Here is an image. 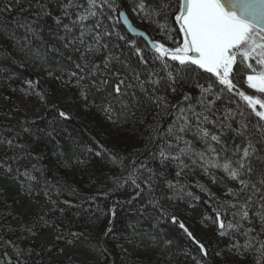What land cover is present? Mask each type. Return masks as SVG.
Instances as JSON below:
<instances>
[{
	"label": "trees",
	"instance_id": "trees-1",
	"mask_svg": "<svg viewBox=\"0 0 264 264\" xmlns=\"http://www.w3.org/2000/svg\"><path fill=\"white\" fill-rule=\"evenodd\" d=\"M126 1L139 2L109 0L112 7L106 3L96 10L103 13L98 18L111 32L110 36L104 37V42L110 45L113 55L118 56L120 61L130 68L141 72V79H144L154 70L148 64L138 62L135 50L140 48L147 50L151 55L154 53L143 38L131 36L123 27L119 13ZM64 2L66 0H0V139L13 140L12 147L0 144V163L10 165L13 170H31L36 177V180L31 182L33 191L29 194L27 184L22 189L21 180L0 169V217L9 219L14 227L32 229L28 240L19 243L21 249H31L30 257L27 258L29 264H167L177 249L190 250L202 264H222L223 248L230 246L239 234L228 229L222 236L216 226L215 231L204 238L187 225V220L202 221L207 217L214 219L219 213L227 225L229 222L238 224L240 216H234V210L232 213L224 209L217 210L207 191L195 182L194 176L197 179L199 174L191 169L192 164L185 166L184 158L188 162L187 155L196 145L193 143L192 134H181L183 139L179 141L167 135L169 126L179 125L178 108L164 105L157 107L146 100L138 90L135 91L139 103L129 97V108L117 107L116 114L130 127L133 133L130 140L134 143L132 152L121 156L120 164L126 169L128 181L135 179L144 189L140 196L136 195L139 190L135 188V193L127 192L126 196L118 198L111 193H102L84 180L74 182L73 186L68 181L71 170L77 165H85L91 153L100 152L104 158L121 155L111 147V142L106 136L97 127L92 126L91 115L99 117L103 112L91 107L92 114L89 117H78L68 114L66 108L57 105L52 106L45 117L35 121H22L14 116L17 90L26 82L35 81L40 75L50 72L55 77L69 80L67 72L58 69L57 61L69 71L75 70L74 64L81 62L78 52L63 49L49 34L55 27L51 17L43 18L44 30L40 32V39L20 26L25 20L36 17L41 11L38 7L40 3L45 5L46 11L55 16L61 13V5ZM80 2L86 5V0ZM100 2L101 0H97L98 4ZM162 2L163 0H145L150 7ZM171 2L175 3V0ZM155 20L164 23L161 17L155 16ZM168 22L171 29L178 27L171 18ZM88 23L91 24L92 21ZM171 33L175 38L181 37L175 30ZM75 34L78 35V32ZM53 43L61 47L63 55L49 53L45 61L38 59L31 52V49L39 48L43 53L45 48ZM69 56L72 57L71 61L67 59ZM113 64L122 72L129 71V68L122 64ZM168 70L161 68L160 71H154L157 74L154 78L166 76ZM245 71L241 66H235L234 83H237L240 90L251 94L252 90L247 89V85L243 83L242 78H246ZM208 76L209 74H203L204 78L198 82L207 87L215 80V77L207 79ZM193 83L189 81L180 84L178 92L183 95L187 93L191 97L190 101H183L182 106L208 115L210 122L202 123V126L220 135L222 144L231 149L234 143H239L240 138L226 125L232 123L233 128H236L237 122L241 120H250L254 124L257 118L234 93L219 92L218 89L223 86L218 83L213 86L212 92L203 98V103L210 108V111H205L200 106L201 91L192 86ZM72 90L75 98L80 97V90L75 87L74 80ZM167 91L162 86L157 95L167 96L168 105L182 101L173 100ZM217 95L219 99H216ZM209 100L215 103L209 105ZM96 102L99 103L98 96ZM91 103L90 99L89 104ZM60 111L66 112L69 118L60 117ZM230 113L235 116V120L224 119ZM240 113L244 115L241 116ZM185 115L195 122L191 113L186 112ZM249 127L251 129V124ZM25 129L28 131H24ZM136 140L137 144L134 142ZM185 141L189 142L190 148ZM213 146L220 151L221 145ZM203 147L209 154L206 160H212L214 154L207 151L205 144ZM182 148L186 154L180 153ZM161 150L169 156L180 155L182 164L172 159H163L160 156ZM229 155L230 152H221L219 162L222 164L223 157ZM194 156L197 158V153H194ZM197 166L200 170V166ZM146 180L153 190L151 193L144 183ZM150 198L158 200L160 207L154 209L148 203ZM98 206L103 208L102 214L97 212ZM252 206L249 214L256 220L260 219L256 215L261 211L260 203L254 202ZM161 208L166 215H161ZM106 212L114 213L108 222H105ZM173 215L186 225L196 240L205 245L207 255L199 250V246L178 224L171 222ZM45 220L48 221L47 226L44 224ZM27 232L25 231L26 234ZM74 233L79 235L74 236ZM58 235L63 239L56 240ZM68 240H72V243H67ZM167 241L171 243H166ZM4 258L9 264L19 263L6 251Z\"/></svg>",
	"mask_w": 264,
	"mask_h": 264
},
{
	"label": "snow or ice",
	"instance_id": "snow-or-ice-1",
	"mask_svg": "<svg viewBox=\"0 0 264 264\" xmlns=\"http://www.w3.org/2000/svg\"><path fill=\"white\" fill-rule=\"evenodd\" d=\"M106 3L112 7L109 0H101L100 4L97 3V0H86V5L80 0H66L61 5V13L55 16L46 11L45 5L40 3L38 7L41 11L36 14V17L25 20L20 26L27 33L40 39V32L44 30L43 18L51 17L55 27L49 34L54 41L58 42L65 50L70 49L79 53L81 62L74 64L75 70L65 69L59 65L58 61L57 65L60 71L67 72L69 82L75 81V87L80 90V98L85 108L96 107L111 120L117 107L120 109L130 107L129 97L134 102L139 103L135 90H138L146 100L151 101L157 107L164 105L178 108L177 120L181 123L178 126H169L167 135L173 136L179 141L183 139L181 134L191 133L202 141L207 146V151L213 153L214 157L212 160H206V154L202 151L197 153L199 159L210 164L213 168H222L229 179L237 181L239 184L238 189L228 190V194L239 202L230 206L232 208L238 207L241 219L247 220L249 218V206L258 201L261 211L257 212L256 215L259 216L262 225H264V0H175V3H172L171 0H163L155 7L147 5L145 0H139L133 11L139 9L148 18L153 15L163 18L164 23L157 24L162 32L168 34L175 30L182 37L180 40H172L174 47L149 39L148 43L154 53L153 62H159L164 70L174 69V71L168 70L166 76L159 78H154L157 75L154 71L149 72L144 79H141V72L135 68H130L129 65L118 59L116 63L129 68V71L125 73L119 68L112 67L113 58L110 55L105 56L100 63L90 59L108 47V44L102 41L105 36H110L111 32L98 18L103 13L96 10L98 7L102 8ZM119 15L128 24L129 30L135 31L133 26L128 23L127 16L123 12ZM66 18L67 22H65ZM169 18L178 26L176 29L170 28ZM90 20L92 21L91 24L86 23ZM76 32L78 35L75 34ZM167 38L171 39V36L168 35ZM61 47H57L56 43H53L46 47L43 53L39 48L31 49V52L38 59L46 61L49 53L63 55ZM135 52L138 62L147 65L148 61L144 59L142 50L136 48ZM67 59L71 61L72 57L69 56ZM237 65L246 70L244 72L246 78L242 79L243 83L247 85V89L252 90L251 94L240 90L237 83H234L236 77L233 70L234 66ZM203 74H209L207 77L209 80L211 77H215V80H212L207 87L198 82L199 79L204 78ZM49 75H53V73L50 72ZM58 78L54 77V79ZM189 81H193L192 86L200 89L202 97L200 106L205 111H210V108L203 103V98L210 94L213 86L218 83L223 86L218 89L219 92L234 93L250 109V113L257 118L254 124L250 120H241L237 122L238 127L236 128H233L232 123L226 125L235 133L236 137L240 138L239 143H234L231 149L222 144L220 135L202 126V123L210 122L208 115L194 112L191 107L185 109L182 106L183 101L191 100L187 93L183 95L182 101L171 105L167 103V96L157 95L162 86L174 94L180 90L182 82L189 83ZM32 86L33 82H29V87ZM36 95L41 100L45 99L40 92H37ZM97 96L99 103L96 102ZM219 98L217 95L216 99ZM90 99L91 104H89ZM214 103L213 100L208 101L209 105ZM186 112L195 117V122L188 115H185ZM239 115L243 116L244 114L240 113ZM59 116L64 119L69 118L64 111H60ZM224 119L235 120V116L230 113ZM211 122L214 123V121ZM24 131L27 132L28 129ZM0 144H7L12 147L13 140L0 139ZM185 144L190 148L189 142L185 141ZM213 144L221 145L220 151ZM16 147L23 146L16 145ZM221 152L231 153V155L223 157L224 162L222 164L219 162ZM180 153L186 154L185 149H180ZM96 155H100V153L97 152ZM160 156L165 160L172 159L182 164L180 155L169 156L161 150ZM0 169H3L5 173H12L13 171L10 165L6 166L4 163H0ZM16 172L24 177V180L21 181V188L24 189L25 184H27V192L31 194L33 191L31 182L35 180V177L28 170L20 173L17 168ZM131 182L139 190L136 195H142L144 189L141 188V184L137 183L135 179H132ZM144 183L151 193L153 191L151 185L148 184L147 180ZM169 187H172L171 183H169ZM148 203L154 209L160 207L158 200L150 198ZM160 212L161 215H166L162 208ZM233 215L235 216L236 213ZM170 219L173 224H178L192 238L202 253L207 255L205 245L193 237L186 225L177 216L173 215ZM44 224L47 226L48 221L45 220ZM213 224L217 226L219 234L222 236L225 235L226 228L234 227L231 222L226 225L219 213L213 219ZM24 230L32 232L31 228ZM251 231L253 229H248V232ZM73 235L78 236L79 234L74 233ZM61 239H63L62 236L56 237L58 241ZM67 243L71 244L72 240H68ZM166 243H171V241ZM233 247L237 246L233 245ZM244 247L247 248L248 245L246 244ZM261 248L264 249V243L261 244ZM19 252L22 250L18 249Z\"/></svg>",
	"mask_w": 264,
	"mask_h": 264
},
{
	"label": "rangeland",
	"instance_id": "rangeland-1",
	"mask_svg": "<svg viewBox=\"0 0 264 264\" xmlns=\"http://www.w3.org/2000/svg\"><path fill=\"white\" fill-rule=\"evenodd\" d=\"M138 4V2L131 3V1H126L123 10H126L131 16L133 21L142 29L148 31L154 41L164 43L166 46L174 47L172 40H180L182 37H173L172 33L165 34L157 26L158 22L155 20V16L148 18L144 12L139 9L133 11V8ZM88 23V21L86 22ZM170 35L171 39L167 38ZM105 38H103L104 42ZM107 43V42H106ZM108 44V43H107ZM144 59L148 61V65L157 72L162 68L159 62H153V54H149L147 50H142ZM111 56L113 62L120 60L116 55H113L112 49L108 44L107 49H102L99 55L90 57L96 63H100L105 56ZM115 68V65L112 64ZM235 68V66H234ZM103 70V69H102ZM234 71V70H233ZM54 75H49L45 73L40 75L35 81H28L22 87L17 90V95L15 97L14 116L22 121H35L45 117L47 111L52 106H61L66 108L67 113L78 117H89L91 112V107L85 108L83 106V101L80 97L75 98L72 92L73 80L69 82L67 79H54ZM29 82H33V86L29 87ZM40 92L44 95L45 99L41 100L36 93ZM168 95L172 97L173 100L179 101L183 98V94L180 92L171 93L170 90L167 91ZM116 121V123H113ZM92 126L98 128V130L106 136V138L111 142V147L114 150L119 151L121 155H113L112 157H105L100 153L96 155L97 152L91 153L89 160L85 165H77L71 170L68 176V181L74 185V182L86 181L95 188H98L102 193H111L115 197L126 196L127 192L135 193L136 189L134 185L128 181L129 176L127 175L126 169L120 164L121 156L129 154L133 150V144L130 140L133 133L130 131V127L119 118L116 112L112 114V119H108L107 116L102 113L99 117L91 115ZM181 122L179 121V124ZM193 143L196 145L192 148L189 155H187L188 162L185 160V165L190 163L191 169L199 174L197 179L194 176L195 182L202 186L208 193L211 199V203L216 207L217 210L224 209L225 211H236V215H239V208H232L230 205L233 203H239L233 196L228 194L229 187L232 189L239 188L237 181H233L228 178V175L222 170V168H213L210 164L205 163L196 158L194 153L205 152L206 158H209L204 149L202 143L194 135ZM138 140V139H137ZM134 141L136 144L138 141ZM193 157V158H192ZM195 158V159H194ZM200 166L199 167L197 165ZM13 169V168H12ZM23 173L24 170H19ZM32 176L33 172L29 171ZM18 180L23 181L24 177L18 175L16 170L12 173ZM220 174V177H218ZM222 174V175H221ZM35 177V176H34ZM36 180V177H35ZM34 181V180H33ZM20 182V181H19ZM227 184V185H226ZM26 186V184H25ZM253 209V206L250 205ZM249 206L248 211L251 209ZM98 213H103V208L96 207ZM113 216L112 212L105 214V222H108ZM259 217V216H258ZM239 223L233 224L231 230H235L239 237L234 240V242L223 248L222 264H264V249L261 248V244L264 243V225H262L260 219L256 220L251 217L247 220L241 219L239 217ZM187 225L201 237H208L215 231L216 225L213 224V219L207 217L202 221H188ZM253 229V231L248 232V229ZM228 232V228L225 229ZM27 232V231H26ZM247 233V234H246ZM32 233H25L24 228L14 227L9 219H3L0 217V262L3 264H9L4 258V252H8L13 256L19 264H29L27 258L30 257L31 249L23 250L19 243L24 240H28ZM30 235V236H29ZM248 247H244L245 245ZM236 245L237 247H233ZM18 249L22 252L18 253ZM167 264H202L197 257H195L190 250H176L167 261Z\"/></svg>",
	"mask_w": 264,
	"mask_h": 264
},
{
	"label": "water",
	"instance_id": "water-1",
	"mask_svg": "<svg viewBox=\"0 0 264 264\" xmlns=\"http://www.w3.org/2000/svg\"><path fill=\"white\" fill-rule=\"evenodd\" d=\"M121 12H123V13L127 16V18H128V23H130V24L133 26V28L135 29V31H131V30H129V28H128V24H126V23L124 22V19H123L122 17H120V15H119V18H120V21H121L123 27L129 32V34H130L131 36H135V37L143 38V39L146 41V43L150 46V44L148 43L149 39L152 40V41H154L153 38L151 37V35H150L146 30L140 28V27H139V26L133 21V19L131 18V16L128 14V12H127L126 10H121L120 13H121ZM141 34H142V35H141ZM150 47H151V46H150ZM64 202H65V200H64ZM9 260H10V259H9ZM16 264H19V263H16Z\"/></svg>",
	"mask_w": 264,
	"mask_h": 264
}]
</instances>
